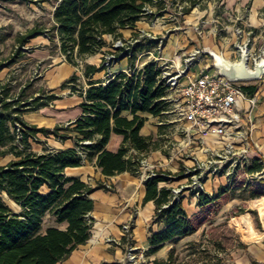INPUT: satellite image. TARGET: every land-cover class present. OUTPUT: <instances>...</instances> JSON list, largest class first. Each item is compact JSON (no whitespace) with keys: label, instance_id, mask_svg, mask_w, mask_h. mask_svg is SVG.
<instances>
[{"label":"trees","instance_id":"obj_1","mask_svg":"<svg viewBox=\"0 0 264 264\" xmlns=\"http://www.w3.org/2000/svg\"><path fill=\"white\" fill-rule=\"evenodd\" d=\"M186 1L187 5H180L182 14L189 13L200 0ZM168 2L178 10L179 0H57L53 10V33L46 36L57 37L59 51L69 63L76 65L77 58L84 60L86 56L104 52L106 34L113 38L125 37L122 30L130 29L131 35L128 36H136V22L142 17L152 18L161 13ZM148 7L154 10L147 13ZM42 32L33 26L19 35L17 48L5 62L0 63V68L20 58V46ZM143 46L136 45L135 51ZM135 57L134 52L127 58L128 68H133ZM102 69L100 63H84L82 72L87 84L84 91L83 85L77 83L79 75L76 72L62 83V86L67 85L82 96L80 107L83 113L67 124H56L52 128L29 124L23 115L48 105L58 95L41 94L27 100L24 98L26 87L10 93V87L0 83V145L10 143L9 150L14 155L0 165V192L21 207L20 211L14 212L0 198V264H56L88 241L93 223L89 217L93 199L89 195L96 188L108 187L101 181L91 186L79 177L66 176L67 167L79 166L85 158L95 155V165L106 176L123 171L137 174L139 160L160 147V140L154 139L152 134L139 133L146 120L140 113L160 116L166 108L162 99L166 87L160 81L154 63H146L131 75L120 70L106 83L91 78L93 73ZM250 88L249 92H253L256 85ZM123 111H129L131 118L123 115ZM111 132L123 135L116 152L104 148ZM39 133L46 137L51 134L62 141L74 137L76 144L74 147L44 148L42 152H36L30 144L31 141H41ZM84 140L90 142L83 143ZM78 147L85 152V157L79 154ZM130 149L133 151L128 154ZM6 152L4 150L1 154ZM259 166L255 163L250 170ZM161 181L167 179L156 175L143 181V202L154 200L153 221L164 224L161 230L150 232L146 255L160 250L165 242L195 230L182 205L183 196L173 197L170 187L159 186ZM227 187L221 186L220 193ZM217 196L201 191L195 204L202 207ZM253 204L261 215L263 229L253 228L248 213L236 219L247 230L245 238L257 241L264 237V197L253 200ZM47 213L53 215L57 222L65 221L66 227L49 226L42 232V220ZM173 261V253L170 252L165 259L153 258L151 264H174ZM99 264L130 263L113 260Z\"/></svg>","mask_w":264,"mask_h":264},{"label":"crops","instance_id":"obj_2","mask_svg":"<svg viewBox=\"0 0 264 264\" xmlns=\"http://www.w3.org/2000/svg\"><path fill=\"white\" fill-rule=\"evenodd\" d=\"M216 2H219V0H216ZM221 2L223 5L221 6V9L217 11L216 16L218 19H222L224 22L228 21V23H231L230 25H227L229 30L227 31V34H230V37H228L230 39L229 41H221V39H224L220 35L222 32L214 30L213 32L204 33L198 30V28L196 29L194 27L186 28L181 35L176 37L173 30L174 28H177L176 24L165 23L162 27L158 26V28H166V33L168 31L172 32L170 33L167 42L161 48V54L164 57H171L175 50L178 49H182V51L185 52L191 51L196 47H207L212 51L222 53L229 59L237 60L239 58V51L236 48L237 44L248 41L249 30L252 31L250 42L251 54L255 55L259 53L261 48L264 47V0H221ZM54 8L55 6L53 7V10ZM189 13L183 14V16L185 17L189 15ZM233 16L237 19L236 21L233 20ZM151 20L152 18H150L148 21ZM148 21H142V19L138 20L136 22L137 29L141 30L142 28H152L151 22L149 23ZM184 21L186 22V19H182V22ZM139 23H145L146 26L139 25ZM233 25L242 28L243 32L241 36L236 34L235 29L233 30ZM230 30H233V33H230ZM43 32L42 34L32 37L30 42H28L30 44L34 43L39 45V47H36L32 52V55L38 58L50 56L46 46L49 42L48 37L43 36ZM130 33V29L122 30V34L124 36L130 35ZM111 37L112 36L108 34L104 35L105 40H108V38ZM174 38H177L178 41H175ZM38 42L41 43L38 44ZM231 43H233V48L230 46ZM99 53L101 52L88 56L85 60V63L97 65L98 62L95 60ZM120 64V68L112 70L120 71L127 67V65H124L125 61ZM205 65L206 63L202 62L196 65L195 69L199 70ZM75 70L76 69L73 64L65 61L58 65H51V67L45 71L43 78L46 83V87H48L50 92L58 95V97L53 99L48 105L25 113L23 118L26 120V122L39 127L43 126L52 128L56 124H67L78 118L83 113L82 108L80 107V102L83 100L82 96L76 93H69V86H62V83L71 74L76 72ZM204 71L212 73L213 68L209 65L207 68L204 67ZM103 76V72L98 71L93 73L91 78L102 80ZM80 84L85 85L86 79L81 81ZM251 85H256V88L253 92H249V90H251ZM242 86L247 87L246 89L243 88L247 94L254 95L256 98L255 104H251L249 101L245 100L241 102V106L244 108L245 116L250 120L252 127L251 138L258 144L260 151L263 153L264 76L256 83L247 81L244 82ZM122 114L128 118H131L132 116L129 111H123ZM140 114L145 117L146 120L144 121L143 126L140 128L139 133L142 135H155L158 132V126L156 123H152V121H150L153 118V115L147 112H142ZM72 135L74 136V133H72ZM38 136L39 138L42 136L47 140L48 149L74 147L76 144L74 137L62 141L51 134L46 137L39 133ZM122 141V134L111 132L104 148L108 151L116 152L121 146ZM31 143L33 151H43L44 147L41 144L34 141H31ZM160 147L155 149L158 150V152L151 150L146 156L142 158H146L149 161H158L163 165L162 169L166 172H171L176 168H180V164L177 161L178 159L169 161V151H165L163 155L160 152ZM132 151L133 149H130L128 154ZM150 153L153 155H150ZM157 153L163 158L164 161H161L162 159L160 161L157 159ZM257 154V152H250V156H255ZM10 159L12 158L9 157L6 162H8ZM95 160L96 156L93 155L90 159L85 158L81 165L67 167L65 169L66 176L79 177L82 181L90 184L91 186H95L97 182L101 181L108 188H96L89 195L90 198L93 199V209L89 213V217L93 220V223L91 228V236L88 241L74 249L68 258L56 264H99L101 262H111L113 260L123 261V249L118 243H116L114 246H111V241H117V239L125 237L126 234L122 230V226L124 224L130 225V231L131 234L133 232L134 240L136 246H138V249L144 248L141 246L145 245H148L149 247V234L145 233V227H148L149 233L151 231L161 230L164 227L163 222L153 221L155 209L154 200L143 202L145 185L143 183L144 180H142L140 176V160L137 174L123 171L110 176H106L101 172L100 168L95 165ZM213 181L224 182V179H209L205 183V188H207L208 185L210 186ZM259 181H264V179L254 182ZM172 183L173 182L161 181L159 182V186L173 185ZM3 194L14 206L18 207L17 203L10 199L4 192ZM189 195L192 196L190 199H193V205H196L195 203L197 196L193 194ZM182 196V205L185 209V198L184 195ZM47 215H50L52 220L50 224L44 227L42 232L46 227L49 226L58 227L60 229H64L66 227L67 223L65 221L57 222L53 215L49 213H47ZM112 238L116 239L114 240ZM138 243L140 245H138ZM231 264H264V239L256 244L246 245L244 248H242L238 254L234 255Z\"/></svg>","mask_w":264,"mask_h":264},{"label":"rangeland","instance_id":"obj_3","mask_svg":"<svg viewBox=\"0 0 264 264\" xmlns=\"http://www.w3.org/2000/svg\"><path fill=\"white\" fill-rule=\"evenodd\" d=\"M185 1L186 0H179L178 3L179 5L182 3L187 5L186 2L188 1ZM55 2L56 0L34 2L30 0H0V63L5 62L14 52L18 41L17 37L25 33L31 27L37 26L40 28L44 31L43 36L52 35L53 31L51 28L53 25V7L55 6ZM222 5L221 0H219V2H216V0H200L199 3L191 9L189 15L184 17L182 12L176 13V9L169 3L167 7L168 11L165 12L164 15L158 17L155 24L151 25L152 28H141L144 31H153L152 33L156 35L157 39L162 40V45L167 42L172 32L168 31L166 33V28H158V26L162 27L165 23L176 24L177 28L173 27L176 37L181 35L186 28L194 27L204 33L213 32L214 30L222 32L220 35L224 39H221V41H229L230 39L228 37H230V34H227V31H229L227 25L231 23H228V21L224 22L216 16L217 11L221 9ZM182 19H186V22H182ZM146 20L148 21L150 18H142V21ZM233 20L236 21L237 19L233 16ZM148 22L150 23L152 21ZM139 25L146 26L145 23H139ZM236 27L237 26L233 25V30ZM233 30H230V33H233ZM130 37L134 38L135 36H125L122 37V39L127 40ZM112 40L113 37L106 40L107 45L105 46L106 48H104L105 51H108ZM174 40L176 41L177 38H174ZM48 41L46 46L50 56L43 58L33 56V50L39 47V45L26 43V45L21 46L19 49L20 54H22L20 58L13 64L0 68V83L8 85L10 87V93H17L19 89L23 87H26L24 98L52 93L48 87H46L43 78L44 73L51 65H58L67 60L63 58L62 53L59 51L57 37H49ZM39 43L41 42H38V44ZM230 46L233 48V43H231ZM191 51L183 52L182 49L175 50L181 57L187 55ZM87 57L88 56L84 58L81 65H84ZM102 58L103 53H99L95 61L99 63ZM145 59H147V56H142L139 59H135V62L140 65ZM124 61V65H127L128 61L125 58L115 63L112 69L120 68V63ZM80 67L79 65V70ZM75 68L77 67L75 66ZM75 71L77 72V70ZM80 79L84 81L85 77H81ZM81 81H79V84ZM257 81H260V79L250 82L256 83ZM150 121L156 123L158 126V132L153 135V137L160 140V152L163 155L165 151H169L170 154H176L175 149L173 150V146L182 136L179 130L181 121L177 119L173 113H163L161 116H153ZM40 139L41 141L39 144L44 148H48L47 140L42 136H40ZM30 145L32 149V143ZM9 147L10 143L0 145V165L6 163L9 157L13 158L14 155L10 152ZM4 150L8 152L1 154ZM155 152H158V150H155ZM150 155L153 154L150 153ZM198 156L202 157L200 153H198ZM157 159L159 161L161 159V161H164L158 153ZM177 161L180 165L183 164L181 160ZM188 163L190 162L188 161ZM241 179L243 180V178ZM172 184L175 186L177 183L173 182ZM224 185L225 183L222 181H213L210 186L208 185L206 188L207 192L218 196L215 197L212 202L202 207L193 205V199H190L192 196L184 192L185 209L195 230L189 235L173 238L165 242L163 247L154 254L146 255L145 252L148 245L141 246L144 248L138 249L133 232L131 234V231L129 235H125V237H121L117 239V241H111V246H114L116 243L121 246L124 256L123 262L126 263L129 262L130 256L133 255L136 264H151L153 258L165 259L168 254L172 252L174 264H231L234 255L238 254L242 248L246 245L256 244L264 239L263 237L257 241L247 240L245 238L247 230L242 227L236 219L239 215L248 213L253 228L257 230L263 229L261 215L254 206L253 200L264 197V181L253 182L244 186L240 180L239 183L228 186L225 191L220 193V187ZM0 198L13 211H20L21 207L19 205L18 207L14 206L3 192H0ZM51 220L50 215H44L41 231L45 226L51 223ZM148 230V227H145L146 234H150ZM138 245L140 244L138 243ZM131 247L134 249L131 251V254H128Z\"/></svg>","mask_w":264,"mask_h":264},{"label":"built area","instance_id":"obj_4","mask_svg":"<svg viewBox=\"0 0 264 264\" xmlns=\"http://www.w3.org/2000/svg\"><path fill=\"white\" fill-rule=\"evenodd\" d=\"M169 3L174 6L168 2L161 13L152 17L154 19L151 20L152 25L160 15H164L168 11ZM181 8L182 6L179 5L176 13H181ZM153 10L152 7L146 8L147 13H151ZM137 30L138 33L134 38L130 37L127 40H123L122 37L113 38L108 51L104 49L103 58L99 62L103 67L101 70L104 75L102 82H108L118 72L112 70L115 63L127 59L134 52L135 59L147 56V59L140 65L134 62L133 68L126 67L122 71L131 75L142 69L148 62L154 63L155 68L158 69V77L166 87V94L162 97L166 108L160 116L163 113H173L181 121L179 130L182 136L173 146L176 154H170L168 160L178 159L183 163L179 166L180 168L166 172L158 161L142 158L140 160L141 179L163 175L168 182H176L175 186H167L170 187L175 198L182 196L184 192L195 196L201 191L207 192L205 183L209 179H224L225 185L228 186H233L240 180L242 185L246 186L254 181L264 179V152L262 153L258 144L252 140L250 120L245 116L244 108L241 106V102L245 100L251 104L256 102L255 96L247 94L243 89L242 85L247 81H230L220 75L218 69L213 65L212 54L216 51L207 47H196L183 57L177 52L171 57H164L160 52L163 46L162 40L157 39L156 35L152 33L153 31ZM235 32L241 36L243 30L241 27H236ZM248 36V41L238 43L236 48L240 54V45L249 47V64L251 66L255 58L264 55V47L259 53L252 55L250 51L251 30L248 31ZM138 44L144 46L135 51ZM62 56L66 59L64 54ZM82 62V59L77 58V64L74 65L79 72H76L79 75L77 83L81 77L84 78ZM202 62L206 63L205 68L210 65L213 72H205L204 67L199 70L195 69L196 65ZM79 65L81 66L80 70ZM86 87L87 84L83 85V91ZM68 92L75 93L70 87ZM31 98H27V100H31ZM17 128H19V124H17ZM89 142V140L83 141V143ZM78 152L82 157H85V152L81 147H78ZM250 152L258 154L250 156ZM198 153L202 157H199ZM255 163L260 165L259 168L250 170ZM122 230L126 235H129L130 225L124 224ZM133 249L131 247L128 254H131ZM128 263L135 264L133 255L130 256Z\"/></svg>","mask_w":264,"mask_h":264},{"label":"water","instance_id":"obj_5","mask_svg":"<svg viewBox=\"0 0 264 264\" xmlns=\"http://www.w3.org/2000/svg\"><path fill=\"white\" fill-rule=\"evenodd\" d=\"M239 50L240 54L237 60L226 58L220 52L212 54L213 65L218 69L219 74L236 82L261 79L264 75V55L255 58L250 66L249 47L240 45Z\"/></svg>","mask_w":264,"mask_h":264}]
</instances>
